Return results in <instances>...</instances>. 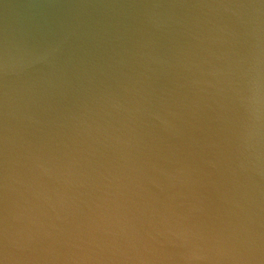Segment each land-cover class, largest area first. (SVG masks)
<instances>
[{
	"label": "clouds",
	"instance_id": "1",
	"mask_svg": "<svg viewBox=\"0 0 264 264\" xmlns=\"http://www.w3.org/2000/svg\"><path fill=\"white\" fill-rule=\"evenodd\" d=\"M0 264H264V0H0Z\"/></svg>",
	"mask_w": 264,
	"mask_h": 264
}]
</instances>
